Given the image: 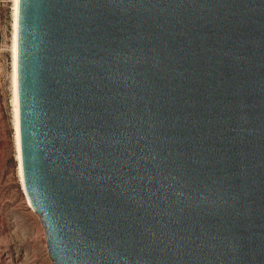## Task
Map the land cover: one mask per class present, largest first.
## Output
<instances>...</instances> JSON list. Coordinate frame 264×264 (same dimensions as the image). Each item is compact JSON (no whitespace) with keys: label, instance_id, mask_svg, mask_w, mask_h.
Masks as SVG:
<instances>
[{"label":"water","instance_id":"95a60500","mask_svg":"<svg viewBox=\"0 0 264 264\" xmlns=\"http://www.w3.org/2000/svg\"><path fill=\"white\" fill-rule=\"evenodd\" d=\"M15 44L51 264H264V0H17Z\"/></svg>","mask_w":264,"mask_h":264},{"label":"rangeland","instance_id":"374dc122","mask_svg":"<svg viewBox=\"0 0 264 264\" xmlns=\"http://www.w3.org/2000/svg\"><path fill=\"white\" fill-rule=\"evenodd\" d=\"M12 0H0V264H51L17 175L10 85Z\"/></svg>","mask_w":264,"mask_h":264},{"label":"bare ground","instance_id":"6f19581e","mask_svg":"<svg viewBox=\"0 0 264 264\" xmlns=\"http://www.w3.org/2000/svg\"><path fill=\"white\" fill-rule=\"evenodd\" d=\"M16 16H17V0H12L11 9V38H10V85H11V107L14 131V148L17 166V175L22 186V171L20 162L19 136H18V115H17V88H16ZM27 203V202H26ZM28 206V205H27Z\"/></svg>","mask_w":264,"mask_h":264}]
</instances>
